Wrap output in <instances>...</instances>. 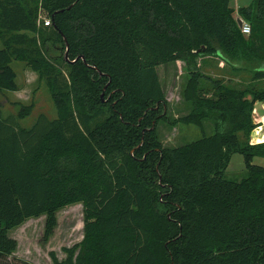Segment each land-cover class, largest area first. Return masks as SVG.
<instances>
[{
  "label": "trees",
  "instance_id": "trees-1",
  "mask_svg": "<svg viewBox=\"0 0 264 264\" xmlns=\"http://www.w3.org/2000/svg\"><path fill=\"white\" fill-rule=\"evenodd\" d=\"M239 15L249 36L232 0H0V92L19 90L12 64L24 63L57 112L27 129L19 121L33 104L7 118L0 109V264H30L14 258L12 230L46 216L48 241L57 213L75 204L84 238L64 260L51 252L53 264H264V166L254 164L264 143L251 144L264 103V0ZM206 57L252 82L204 76ZM178 61L192 112L177 123L203 137L170 149L158 136L169 122L158 68ZM234 154L241 181L226 178Z\"/></svg>",
  "mask_w": 264,
  "mask_h": 264
},
{
  "label": "rangeland",
  "instance_id": "rangeland-1",
  "mask_svg": "<svg viewBox=\"0 0 264 264\" xmlns=\"http://www.w3.org/2000/svg\"><path fill=\"white\" fill-rule=\"evenodd\" d=\"M253 0H243L240 7H248ZM232 5L236 8L234 0ZM50 19L46 12L42 13V22ZM47 27V26H45ZM32 36V35H30ZM3 48L0 41V49ZM51 57L61 55V51L52 45L49 49ZM202 74L215 80H220L225 84L236 88H243L252 82V74L236 73L222 60L206 57L198 60ZM13 69L17 74L19 90L17 92H0V109L5 118L17 116L21 107L34 105L32 114L26 119L20 120L22 128L30 129L37 122L41 115H46L54 120L57 112L44 82L40 80L37 72L27 67L24 63L14 62ZM161 85L167 100L165 113L169 122H160L158 126V136L165 148H176L184 146L192 141L203 137L202 130L194 125H183L177 123L178 120L188 116L191 106L184 101L183 91L188 83L189 74L186 63L178 61L158 68ZM206 90L214 93L210 83L202 81ZM254 118V117H253ZM256 116L254 122L257 130L263 123H258ZM205 132H213V124L210 121L204 123ZM254 132L252 133L254 136ZM252 142V137H251ZM254 164L264 166V159L256 158ZM226 178L232 181H241L246 176V166L242 155L234 154L230 165L226 170ZM58 226L54 235L48 240H44L46 216L30 219L17 230H12L9 235L18 242L16 259L29 262L30 264H53L50 256L54 252L60 260L66 259L65 248H71L79 244L84 238V211L82 204L69 206L57 213Z\"/></svg>",
  "mask_w": 264,
  "mask_h": 264
},
{
  "label": "crops",
  "instance_id": "crops-1",
  "mask_svg": "<svg viewBox=\"0 0 264 264\" xmlns=\"http://www.w3.org/2000/svg\"><path fill=\"white\" fill-rule=\"evenodd\" d=\"M243 1V0H234V4L236 6L235 9V17L236 19H241V16L239 15V9L241 8L240 7V2ZM258 117L259 121L258 123H263L264 122V103H259L257 106H256V109L254 111V118L255 117ZM261 143H264V126H259L257 128V130L254 132V136L252 134V142L251 144H261ZM20 228V227H19ZM18 229V228H17ZM17 229H14V230H17ZM13 238V237H11ZM14 239V238H13ZM16 240V239H15ZM18 250V249H17ZM16 254H17V251L14 253V258L16 257Z\"/></svg>",
  "mask_w": 264,
  "mask_h": 264
},
{
  "label": "built area",
  "instance_id": "built-area-1",
  "mask_svg": "<svg viewBox=\"0 0 264 264\" xmlns=\"http://www.w3.org/2000/svg\"><path fill=\"white\" fill-rule=\"evenodd\" d=\"M41 20H42V17H41ZM242 21H243V25L241 27L242 33L245 36H249L251 34V26L249 25V23L245 22L244 20ZM44 23H45V26L47 27H50L52 25L51 19L44 20Z\"/></svg>",
  "mask_w": 264,
  "mask_h": 264
},
{
  "label": "water",
  "instance_id": "water-1",
  "mask_svg": "<svg viewBox=\"0 0 264 264\" xmlns=\"http://www.w3.org/2000/svg\"><path fill=\"white\" fill-rule=\"evenodd\" d=\"M237 22H238L239 27L241 28L242 25H243V21H242L241 19H238ZM67 49H68V48H67ZM67 53H68V50H67V52H66V59H67Z\"/></svg>",
  "mask_w": 264,
  "mask_h": 264
}]
</instances>
